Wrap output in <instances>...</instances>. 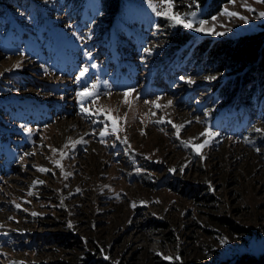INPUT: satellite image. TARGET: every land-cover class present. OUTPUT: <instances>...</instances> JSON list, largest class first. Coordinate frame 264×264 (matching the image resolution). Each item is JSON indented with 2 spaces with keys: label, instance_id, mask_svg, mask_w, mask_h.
Wrapping results in <instances>:
<instances>
[{
  "label": "rangeland",
  "instance_id": "1",
  "mask_svg": "<svg viewBox=\"0 0 264 264\" xmlns=\"http://www.w3.org/2000/svg\"><path fill=\"white\" fill-rule=\"evenodd\" d=\"M19 1L0 8V134L23 137L13 140L14 146L10 138L0 139V264H71L91 252L111 264H220L264 254V143L256 139L264 131L231 138L224 133L233 121L218 133L197 111L185 93L196 88L198 96L207 94V87L197 88L205 82L204 71L199 72L196 59L186 58L171 73L181 49L165 48L164 39L153 37L157 17L172 28L182 26L152 8L165 11L168 5L134 0L140 9L127 13L119 29L136 38L113 37L117 48L109 52L114 48L93 43L96 29L87 31L83 17L61 0ZM245 2L254 11L242 7ZM27 3L34 5L30 12L23 7ZM180 4L173 2L171 11L206 20L205 28L223 33L196 32V24L187 29L197 40L237 39L264 29V3L258 0H228L205 18H200L202 9L185 14ZM225 8L247 23L221 15ZM160 28L164 35L166 25ZM202 64L205 69L217 65ZM84 68L79 92L88 88L98 96L78 97L90 113L75 107L72 78L59 76L79 77ZM226 73L209 78L220 80ZM57 102L64 109L40 127L48 105ZM102 112L117 118L116 133ZM70 117L77 121H65ZM106 125L108 134L101 137ZM174 125L183 126L179 134ZM256 129L264 124L251 130ZM206 130L217 135H201ZM205 140L199 154L183 143ZM30 142L17 154L18 145ZM224 218L239 231L224 225ZM62 233L78 240L72 243Z\"/></svg>",
  "mask_w": 264,
  "mask_h": 264
},
{
  "label": "trees",
  "instance_id": "2",
  "mask_svg": "<svg viewBox=\"0 0 264 264\" xmlns=\"http://www.w3.org/2000/svg\"><path fill=\"white\" fill-rule=\"evenodd\" d=\"M11 0H5L0 4V8H7ZM70 9L79 12L93 13L90 20L91 27L96 29L93 35L98 36L110 32L116 27L117 22L121 19L126 8H137L139 5L134 0H63ZM179 1L180 8L185 10V14L189 12H197L204 9L200 14V18H205L214 14L220 8L221 4L228 0H173ZM96 2V7L91 6ZM190 14V13H189ZM161 24L166 25V33L160 27ZM154 38L161 41L165 40L163 46L165 48H176L177 50L187 47L186 52H190V58L197 61L199 72H202L201 79L204 84L197 88L207 87V94L200 97L194 92L196 88H186V96H190L196 104V109L207 116V123L211 125L213 130H223L224 125L230 121V130L224 134L231 138L240 139L251 132L253 136H257V131L251 130L257 124H264V29L251 35L241 36L237 39H210L204 38L197 40L194 34L183 26L170 27L167 20L161 21V17H157L154 29ZM158 34V35H157ZM204 54L206 61L216 63L212 69H205L202 64ZM195 55V56H194ZM209 58L211 60H209ZM183 60V59H182ZM226 73L220 80L211 79L209 75ZM190 74V73H189ZM240 115V119L235 118ZM228 128V127H227ZM259 141L264 143V136L258 137ZM127 152V151H126ZM128 156L130 153L128 152ZM192 193L198 188L190 187ZM196 195H194L195 197ZM205 200L210 201L208 195L202 196ZM224 225H228L229 229L238 232L239 228L224 218L221 220ZM164 226V224H161ZM66 240L75 243L77 239L69 233H62ZM75 241V242H73ZM96 255L98 250L95 247ZM98 256V255H97ZM81 262V263H79ZM111 264L106 260L93 258L92 252L86 258L75 261L71 264ZM60 264V263H55ZM168 264V263H160ZM220 264H264V254L259 256L244 255L235 259L234 262Z\"/></svg>",
  "mask_w": 264,
  "mask_h": 264
},
{
  "label": "snow or ice",
  "instance_id": "3",
  "mask_svg": "<svg viewBox=\"0 0 264 264\" xmlns=\"http://www.w3.org/2000/svg\"><path fill=\"white\" fill-rule=\"evenodd\" d=\"M231 2L234 4L235 0H231ZM258 2L264 3V0H258ZM161 3L162 4H167L169 10L159 11L157 9V7L153 5L152 6L153 11L155 12V14L157 16H164L166 19L172 21L174 25H182L184 28L192 29V28H194V25L198 24L199 27H195L194 28V30L196 32H211L212 34H215V35H222L223 34V33H216L211 28H205V25L208 23V21H206V20L201 19V20L197 21L195 19H189V18H187V16H181L179 13L172 12L171 8L173 7V0H161ZM242 7H244L248 11H254V9H252L249 5H247L246 2L242 4ZM195 15H196L195 13H191L192 17H195ZM221 15H226L228 17H239L240 19L244 20L247 23V18L246 17L241 16L238 12L229 11L227 8H225L222 11ZM260 16L264 17V12H261ZM212 19L215 20L216 17H212ZM19 66H20L19 64L16 65L17 68ZM93 67H94V65H93ZM87 71H88V69L84 68L80 72L79 77H77V79L79 80L81 77L85 76ZM210 79H214V77H210ZM95 88H96V85H92V89H95ZM130 94H131V92L128 91V92H125L123 95L125 97H128ZM77 96L80 98L81 101H83V100H85L86 98H89V97H92L93 99H98L97 94L93 90H90L88 88H84L82 91L78 92ZM125 102H127V101H125ZM145 103H149V101H145ZM170 103H171V101H169V104ZM156 106L159 107V105H156ZM81 112L90 113L91 110L89 108L81 107ZM102 114L107 116V119L111 122L112 132L116 133L118 131V128H117L118 120H117V118L112 117L111 115H109L106 112H102ZM158 123H159V121H158ZM173 127L176 128L177 134H179V130L183 126L182 125H174ZM255 131L262 132V131H264V129H256ZM99 134H100L101 137H103V136L108 134L107 125L105 126L104 130H102ZM201 135H206V136L212 137L214 135H217V133H214L211 130H206L204 133H201ZM183 143H184L185 147H188V146L191 145V147L193 148V151H195L197 154H199L201 148H203L208 143V140H205L203 144H199V145L191 144V141H185ZM52 151L56 152V151H59V150L53 149ZM60 155L63 157L64 153L61 152ZM55 164H56L57 167H61L59 160L55 161ZM38 170L41 171V172L48 171V169H45V168H39ZM29 194H31V193H29ZM17 207H19V205H17ZM33 215H36V213H33ZM165 259H171V258L165 257Z\"/></svg>",
  "mask_w": 264,
  "mask_h": 264
},
{
  "label": "bare ground",
  "instance_id": "4",
  "mask_svg": "<svg viewBox=\"0 0 264 264\" xmlns=\"http://www.w3.org/2000/svg\"><path fill=\"white\" fill-rule=\"evenodd\" d=\"M65 121H77V119L73 118V117H70V118H67Z\"/></svg>",
  "mask_w": 264,
  "mask_h": 264
}]
</instances>
